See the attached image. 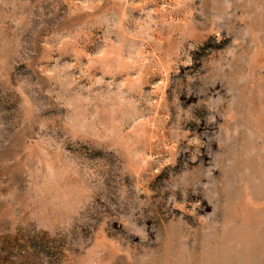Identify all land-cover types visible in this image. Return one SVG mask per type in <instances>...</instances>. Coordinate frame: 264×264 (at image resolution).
Listing matches in <instances>:
<instances>
[{
    "label": "rangeland",
    "instance_id": "obj_1",
    "mask_svg": "<svg viewBox=\"0 0 264 264\" xmlns=\"http://www.w3.org/2000/svg\"><path fill=\"white\" fill-rule=\"evenodd\" d=\"M0 264H264V0H0Z\"/></svg>",
    "mask_w": 264,
    "mask_h": 264
}]
</instances>
